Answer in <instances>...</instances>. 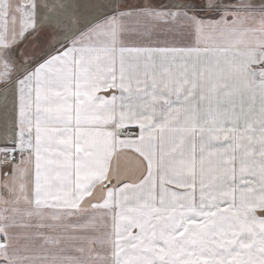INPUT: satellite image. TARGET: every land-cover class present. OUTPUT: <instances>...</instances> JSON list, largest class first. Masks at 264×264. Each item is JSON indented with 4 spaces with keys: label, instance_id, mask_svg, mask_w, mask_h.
Here are the masks:
<instances>
[{
    "label": "snow or ice",
    "instance_id": "obj_1",
    "mask_svg": "<svg viewBox=\"0 0 264 264\" xmlns=\"http://www.w3.org/2000/svg\"><path fill=\"white\" fill-rule=\"evenodd\" d=\"M0 264H264V0H0Z\"/></svg>",
    "mask_w": 264,
    "mask_h": 264
},
{
    "label": "crops",
    "instance_id": "obj_2",
    "mask_svg": "<svg viewBox=\"0 0 264 264\" xmlns=\"http://www.w3.org/2000/svg\"><path fill=\"white\" fill-rule=\"evenodd\" d=\"M177 0H164V4H167V3H176Z\"/></svg>",
    "mask_w": 264,
    "mask_h": 264
},
{
    "label": "rangeland",
    "instance_id": "obj_3",
    "mask_svg": "<svg viewBox=\"0 0 264 264\" xmlns=\"http://www.w3.org/2000/svg\"><path fill=\"white\" fill-rule=\"evenodd\" d=\"M157 3H163L164 0H156Z\"/></svg>",
    "mask_w": 264,
    "mask_h": 264
}]
</instances>
